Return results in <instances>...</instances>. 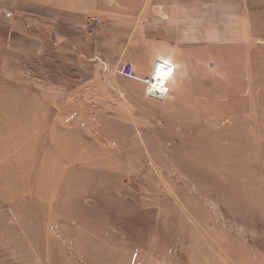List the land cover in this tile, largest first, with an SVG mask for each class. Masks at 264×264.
Wrapping results in <instances>:
<instances>
[{"label":"rangeland","instance_id":"obj_1","mask_svg":"<svg viewBox=\"0 0 264 264\" xmlns=\"http://www.w3.org/2000/svg\"><path fill=\"white\" fill-rule=\"evenodd\" d=\"M0 264H264V0H0Z\"/></svg>","mask_w":264,"mask_h":264},{"label":"crops","instance_id":"obj_2","mask_svg":"<svg viewBox=\"0 0 264 264\" xmlns=\"http://www.w3.org/2000/svg\"><path fill=\"white\" fill-rule=\"evenodd\" d=\"M166 12L170 13V10L168 9ZM157 17L160 18L163 21L161 23H159L160 21L158 22L160 25L164 23V19H167L169 21L168 24H171L170 28L173 29V27H174V24H173L174 23V19L170 20L169 18H167V14L165 13L164 10H158L157 11ZM170 21H172V22H170ZM171 29H167L166 31L169 32V31H171ZM166 31H164V32H166ZM17 35L21 36L22 34L18 33L17 31L16 32L12 31L11 34H10V40L14 41V39L16 38ZM28 39H31V38L28 37Z\"/></svg>","mask_w":264,"mask_h":264},{"label":"built area","instance_id":"obj_3","mask_svg":"<svg viewBox=\"0 0 264 264\" xmlns=\"http://www.w3.org/2000/svg\"><path fill=\"white\" fill-rule=\"evenodd\" d=\"M96 22H98V20L94 17H89L87 18L86 20V23H87V29L88 31H93L94 30V27H95V24Z\"/></svg>","mask_w":264,"mask_h":264}]
</instances>
